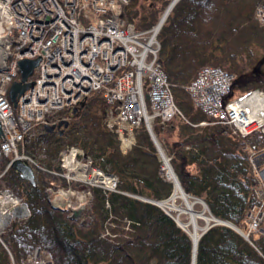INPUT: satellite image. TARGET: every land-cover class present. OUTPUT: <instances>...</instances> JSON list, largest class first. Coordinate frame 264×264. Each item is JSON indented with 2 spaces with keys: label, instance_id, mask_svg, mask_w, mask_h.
<instances>
[{
  "label": "trees",
  "instance_id": "trees-1",
  "mask_svg": "<svg viewBox=\"0 0 264 264\" xmlns=\"http://www.w3.org/2000/svg\"><path fill=\"white\" fill-rule=\"evenodd\" d=\"M147 1V7H137L138 0H129L124 8L123 17L137 30L158 24L172 0ZM259 10L264 11V0H180L158 35L159 61L186 130L169 146L170 164L187 194L203 199L214 216L242 232H247V208L258 201L253 190L259 179L250 159L264 150V134L240 137L229 126L213 123L186 87L202 67L218 66L235 76L231 96L257 88L264 92V69L239 70L240 58H251L255 48L264 54V24L255 18ZM104 112L101 95L91 93L76 106L63 135L44 134V143L52 140L53 145L39 160L46 170L39 172L36 187L12 167L4 171L11 158H1L0 189L25 200L31 211L28 223L4 236L6 247L17 262L39 248L55 264H193L189 234L161 207L140 199L165 200L173 192L148 133L140 131L131 153L123 154L117 136L103 124ZM163 129L156 123L159 137ZM64 144L78 146L96 167L118 179V191H91L83 218L54 208L46 191L68 188L64 178L50 172L60 171L55 155ZM40 147L18 144L19 152L35 158ZM261 226L263 232L249 240L226 225L212 226L198 241L196 264H263L264 219ZM0 264H11L1 244Z\"/></svg>",
  "mask_w": 264,
  "mask_h": 264
},
{
  "label": "built area",
  "instance_id": "built-area-1",
  "mask_svg": "<svg viewBox=\"0 0 264 264\" xmlns=\"http://www.w3.org/2000/svg\"><path fill=\"white\" fill-rule=\"evenodd\" d=\"M128 3L0 0V159L13 156L37 174L45 171L34 157L19 152L18 144L34 142L44 147V127L69 120L72 110L91 93L101 95L103 124L117 136L123 154L131 153L139 132L151 133L158 119L164 124L182 116L159 61V26L137 30L123 17ZM36 58H40L39 64L28 79L34 85L18 97L15 112L8 90L12 82L20 80L19 61ZM233 79L222 67L204 66L186 90L213 123L229 126L240 137L256 131L264 134V106L257 104L260 96L247 98L260 89L232 97ZM158 155L164 164L162 171L166 169V176L173 178L171 156L159 147ZM258 157L264 158V154L250 159L259 183L253 190L258 201L246 210L248 239L262 231L264 219V161L258 162ZM59 163L60 171L50 172L64 178L68 189L47 188L55 208H68L64 193L72 190L83 193L78 201L83 207L87 203L84 194L91 196L95 188L104 194L118 191L117 177L96 167L78 146H66ZM3 174L0 171V179ZM83 184L86 188L80 191ZM30 216L26 201L8 189L0 190V244L11 264H55L50 254L39 248L17 262L6 247L4 236L14 226L26 224Z\"/></svg>",
  "mask_w": 264,
  "mask_h": 264
},
{
  "label": "bare ground",
  "instance_id": "bare-ground-1",
  "mask_svg": "<svg viewBox=\"0 0 264 264\" xmlns=\"http://www.w3.org/2000/svg\"><path fill=\"white\" fill-rule=\"evenodd\" d=\"M179 0H172L166 10L164 11L161 21H159V28L164 24L172 11L173 7ZM253 96H260L258 98L257 104L264 106V95L258 90L254 94L248 96L247 98L251 100ZM258 112L254 111V116H257ZM167 166V164H166ZM168 167V166H167ZM171 173V171H170ZM169 173V174H170ZM174 176L173 172L170 174ZM175 177V176H174ZM174 191L172 197L169 200L162 202V207L168 210L171 214H175V218L178 223L188 232L192 239L194 251L198 245V241L202 233L209 228L214 222L217 221V218L209 211L207 206L199 198L193 197L182 191L179 184L174 180ZM64 195L71 197L74 202L79 199H82L83 193L78 194L77 192H65ZM77 203H74L75 206H81ZM76 207V208H77Z\"/></svg>",
  "mask_w": 264,
  "mask_h": 264
},
{
  "label": "rangeland",
  "instance_id": "rangeland-1",
  "mask_svg": "<svg viewBox=\"0 0 264 264\" xmlns=\"http://www.w3.org/2000/svg\"><path fill=\"white\" fill-rule=\"evenodd\" d=\"M142 6H145L147 7L148 6V1L147 0H138L137 2V7H142ZM126 7V6H125ZM174 8V7H173ZM163 15V14H162ZM257 16V17H256ZM162 17V16H161ZM161 17H160V20H161ZM255 18L258 20V22H260L261 24H264V11L262 12V10H259L257 11V15L255 13ZM159 20V21H160ZM159 23V22H158ZM263 58H264V54L262 52V50H260L259 48H255L254 49V56H252L251 58H247V57H243V58H240V61H239V70L241 73H251L253 70L255 69H258V70H263L264 69V61H263ZM234 79H235V76H234ZM233 79V81H234ZM233 97V96H232ZM181 117V118H180ZM180 117H177L167 123H160L161 126H164V129H163V132H162V135L161 137H159L156 133H155V126L156 124L153 125V130H154V134L157 135V140L159 141V144L160 146L162 147V149L164 151H168L169 149V146L171 145L172 142L176 141V140H180L181 138H184L186 136L185 132L186 130L183 129L182 127V116ZM206 125V124H205ZM185 131V132H184ZM29 143V142H28ZM53 145V141L51 140H48L46 141V146L45 147H40L41 149L38 150L37 154H36V160L40 163V159H43L45 158L46 156V149H48L49 147H51ZM67 144H64L60 150L58 151V153L55 155V162L58 163V161L60 160L61 158V152H63V150L66 148ZM27 154V153H26ZM264 154V150L258 154H256V156H260ZM157 156V155H156ZM160 159V158H159ZM161 160V159H160ZM162 161V160H161ZM259 161H264V158H261V157H258V162ZM163 163V161H162ZM41 164V163H40ZM42 165V164H41ZM164 167V164H162ZM45 166V165H44ZM164 171L167 172V170L165 169ZM163 171V172H164ZM165 174V172H164ZM166 176V175H165ZM79 188V187H78ZM85 187V184H83L82 186H80V191L83 190ZM75 190H72V192H74ZM173 193V192H172ZM86 197H85V202H87L85 204V206H75L74 203H77L74 202L75 200H73L71 197L69 196H64V199L66 200V207H68L71 211H72V214L74 216H77V217H82V214L83 212H85L86 210V207L89 203V196H87L86 194H84ZM172 195V194H171ZM88 197V198H87ZM168 199V198H167ZM166 200V199H165ZM80 201V199L78 200ZM78 205H82V204H79L77 203ZM77 207V208H76ZM166 210V209H165ZM167 211V210H166ZM173 215V214H172ZM175 215V214H174ZM173 215V217H175ZM16 227V226H14ZM260 230H262L260 233L263 232V229H262V226L260 228ZM10 234V233H8ZM7 234V235H8ZM108 234V233H107ZM6 236V235H5Z\"/></svg>",
  "mask_w": 264,
  "mask_h": 264
},
{
  "label": "water",
  "instance_id": "water-1",
  "mask_svg": "<svg viewBox=\"0 0 264 264\" xmlns=\"http://www.w3.org/2000/svg\"><path fill=\"white\" fill-rule=\"evenodd\" d=\"M180 1V0H179ZM178 1V2H179ZM177 2V3H178ZM176 3V4H177ZM171 13V12H170ZM168 18V17H167ZM161 21V20H160ZM159 26V25H158ZM163 26V25H162ZM162 26L160 28H162ZM40 61V58H36V59H23L21 61H19V71H20V81H14L8 91V96H9V100L11 101V103L13 104L14 108H17L18 106V97L23 95L28 89H30L31 87H33L34 83L33 82H28V78L30 76H32L35 68L38 66ZM146 98L149 99V95H146ZM76 110V108L73 109V112ZM158 121H160V119H158ZM70 125V121H61L59 122L57 125H51L45 126V130L47 133H51V132H55V131H59L60 135H63L64 131L69 127ZM3 134L2 132V128L0 125V136ZM152 138L156 140V135L154 133L151 134ZM16 172H18L21 176V178L28 182L32 187H36L37 186V179H36V175L34 173L33 168L26 164L25 162L21 161L20 159L14 158L12 159L11 165H10ZM175 175V173H174ZM174 180L177 181V183L179 184L180 188L183 190V188L181 187L176 175L174 177ZM174 180H173V186L174 185ZM174 191V188H173ZM185 192V191H184ZM186 193V192H185ZM173 194V193H172ZM189 195V194H188ZM191 196V195H190ZM172 197V195L166 199L169 200ZM144 201H148L150 203H153L159 207H161L163 210H165L164 207H162V202L166 201V200H151V199H147V198H140ZM200 199V198H199ZM204 202V204L207 206V204L205 203V201L203 199H200ZM208 208V206H207ZM209 209V208H208ZM166 211V210H165ZM210 211V210H209ZM211 212V211H210ZM167 214H170L166 211ZM171 216V215H170ZM214 216V215H213ZM176 222L177 224L185 231V229L178 223V221L171 216ZM216 217V216H215ZM217 218V217H216ZM214 225H226L228 227H231L233 229H235L236 231H238L239 233H241L243 236L244 233L234 224H232L229 221L226 220H222L217 218V221L214 222L209 228H207L203 233L205 234L212 226ZM187 232V231H186ZM188 233V232H187ZM201 235V237H202ZM190 236V235H189ZM200 237V238H201ZM246 238V236H245ZM196 257H197V247L196 250H193V264H196Z\"/></svg>",
  "mask_w": 264,
  "mask_h": 264
}]
</instances>
